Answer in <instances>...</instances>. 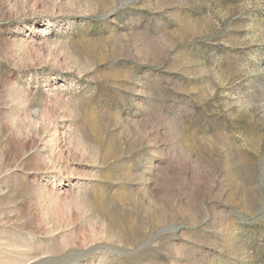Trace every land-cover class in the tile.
<instances>
[{"label": "rangeland", "instance_id": "obj_1", "mask_svg": "<svg viewBox=\"0 0 264 264\" xmlns=\"http://www.w3.org/2000/svg\"><path fill=\"white\" fill-rule=\"evenodd\" d=\"M0 264H264V0H0Z\"/></svg>", "mask_w": 264, "mask_h": 264}]
</instances>
